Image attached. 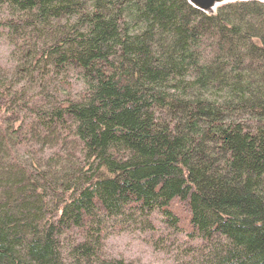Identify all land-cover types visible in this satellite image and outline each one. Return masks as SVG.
I'll return each mask as SVG.
<instances>
[{
	"label": "trees",
	"instance_id": "trees-1",
	"mask_svg": "<svg viewBox=\"0 0 264 264\" xmlns=\"http://www.w3.org/2000/svg\"><path fill=\"white\" fill-rule=\"evenodd\" d=\"M125 236L264 264L263 2L0 0V264H142Z\"/></svg>",
	"mask_w": 264,
	"mask_h": 264
},
{
	"label": "rangeland",
	"instance_id": "rangeland-1",
	"mask_svg": "<svg viewBox=\"0 0 264 264\" xmlns=\"http://www.w3.org/2000/svg\"><path fill=\"white\" fill-rule=\"evenodd\" d=\"M223 5V4H222ZM217 7V6H216ZM216 8H214L215 10ZM172 214L175 216V218L179 221L178 222V228L179 232L185 233L188 229V227L184 224V214L181 212H177L174 210ZM152 220L154 225V239H160V236L164 234V237H172V230L167 227L166 221L163 219H152L151 215L148 220ZM151 235V234H150ZM153 236V235H151ZM143 238L141 240H137L136 238L132 236H125L119 241V245H116L118 248H120L121 253L125 257H129L131 259L136 260L139 263L144 264H168V261L164 260L161 253H155L150 249L149 246H147L146 241L147 237L142 236ZM181 236L179 237V239Z\"/></svg>",
	"mask_w": 264,
	"mask_h": 264
},
{
	"label": "water",
	"instance_id": "water-1",
	"mask_svg": "<svg viewBox=\"0 0 264 264\" xmlns=\"http://www.w3.org/2000/svg\"><path fill=\"white\" fill-rule=\"evenodd\" d=\"M190 5L193 7L206 12L211 13L214 11V8L219 5L229 3V2H235V1H259L263 2L264 0H187Z\"/></svg>",
	"mask_w": 264,
	"mask_h": 264
}]
</instances>
